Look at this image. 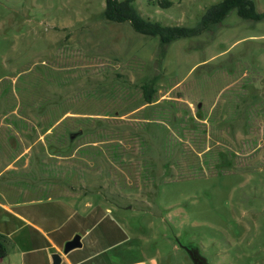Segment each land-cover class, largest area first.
<instances>
[{"label": "rangeland", "instance_id": "obj_1", "mask_svg": "<svg viewBox=\"0 0 264 264\" xmlns=\"http://www.w3.org/2000/svg\"><path fill=\"white\" fill-rule=\"evenodd\" d=\"M160 1L134 5L194 27L221 0ZM104 7L0 0V204L14 182L34 188L43 200L14 210L40 215L62 252L87 231L63 253L74 264H193L185 248L207 264H264V19L231 13L170 44L160 69L157 40L105 21ZM1 213L0 264H53L47 239Z\"/></svg>", "mask_w": 264, "mask_h": 264}, {"label": "trees", "instance_id": "obj_2", "mask_svg": "<svg viewBox=\"0 0 264 264\" xmlns=\"http://www.w3.org/2000/svg\"><path fill=\"white\" fill-rule=\"evenodd\" d=\"M135 0H105V7L101 17L112 23H127L134 33L157 40L156 63L161 69L166 51L170 44L182 38H191L205 32H213L221 22L231 13L244 21H260L264 19V12L257 13L252 0H221L208 7L200 22L194 27L164 26L159 22H151L140 16L134 5ZM151 1V0H150ZM162 7H169L170 2H158ZM213 28V29H212ZM155 81L142 85L145 103H151L155 93ZM7 257L6 238L0 234V260Z\"/></svg>", "mask_w": 264, "mask_h": 264}, {"label": "crops", "instance_id": "obj_3", "mask_svg": "<svg viewBox=\"0 0 264 264\" xmlns=\"http://www.w3.org/2000/svg\"><path fill=\"white\" fill-rule=\"evenodd\" d=\"M9 167L13 171H18V169H16L15 166L10 165ZM14 183H15V186H12V192H11L12 193L11 203L4 198V200L7 202L5 204H0V211H3L4 213L10 215L13 218V220H15V221H18V222L26 224V225H28V224L31 225L34 229H36L40 233V235L43 238L47 239V245L49 246V248L56 250L58 256L60 257V262H63L65 260L66 264H74L75 263V262H73L74 260H71L70 258L64 256L63 252L57 247V245L55 244L53 239L50 238L48 236V233H46L44 231V228H48V227H46L45 224H42L40 222V219H39L40 215L37 216L36 212H33L32 210H30V212H29L30 217L28 218L25 216V214H27L26 212H22L21 210H14L15 204H17L20 201L19 200L20 198H22L21 204H23V205H29V204H33L35 202H41L43 200V199L37 198L38 194L34 190V188L32 191V190H30V187L27 185H23V184L18 183V182H14ZM0 189H5V188L3 187V185H0ZM49 195H51V196H49ZM47 196L48 197H46V200L54 199V198H72L70 196L64 197L63 194H61L59 191H56V193H55V191H50V193ZM94 203H96V202H94ZM85 204H84V207H85ZM12 205H14L13 209H10V206H12ZM0 215H3V213H1ZM49 222L50 221H48V224H49ZM49 227L52 228L51 230L54 229V226L52 224H50ZM1 235H3V234H1ZM89 236H90L89 233H87V231H85L84 235H82V236L80 235V242H82L83 238H86V237L88 238ZM4 237L6 238V244H7L9 242V237H7V236H4ZM125 242H126V240H125ZM80 248H82V245ZM127 264H153V263H150V262L146 263L145 261L141 260V261L130 262Z\"/></svg>", "mask_w": 264, "mask_h": 264}, {"label": "water", "instance_id": "obj_4", "mask_svg": "<svg viewBox=\"0 0 264 264\" xmlns=\"http://www.w3.org/2000/svg\"><path fill=\"white\" fill-rule=\"evenodd\" d=\"M200 105H198V108ZM75 135L71 137V139L74 138ZM80 237L74 236L71 240L67 241L63 247V253L68 254L69 252L78 249L81 247ZM186 253L188 254L191 262L193 264H207L206 260L200 255L199 251L197 249H188L185 248ZM53 264H60V257L58 255H53Z\"/></svg>", "mask_w": 264, "mask_h": 264}]
</instances>
